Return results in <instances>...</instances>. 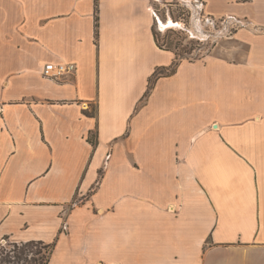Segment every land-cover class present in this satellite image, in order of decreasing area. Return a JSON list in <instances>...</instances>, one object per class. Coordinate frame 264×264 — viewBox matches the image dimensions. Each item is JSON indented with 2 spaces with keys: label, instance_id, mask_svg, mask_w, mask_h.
I'll use <instances>...</instances> for the list:
<instances>
[{
  "label": "crops",
  "instance_id": "obj_1",
  "mask_svg": "<svg viewBox=\"0 0 264 264\" xmlns=\"http://www.w3.org/2000/svg\"><path fill=\"white\" fill-rule=\"evenodd\" d=\"M154 1L0 0V249L264 264V0H197L246 51L172 74ZM51 63L76 71L49 79Z\"/></svg>",
  "mask_w": 264,
  "mask_h": 264
},
{
  "label": "rangeland",
  "instance_id": "obj_2",
  "mask_svg": "<svg viewBox=\"0 0 264 264\" xmlns=\"http://www.w3.org/2000/svg\"><path fill=\"white\" fill-rule=\"evenodd\" d=\"M154 13L159 45L172 48L181 59L196 60L208 55L237 59L246 51L234 40L239 23L234 19L210 18L197 0H175L172 4L154 1Z\"/></svg>",
  "mask_w": 264,
  "mask_h": 264
},
{
  "label": "trees",
  "instance_id": "obj_3",
  "mask_svg": "<svg viewBox=\"0 0 264 264\" xmlns=\"http://www.w3.org/2000/svg\"><path fill=\"white\" fill-rule=\"evenodd\" d=\"M154 36L156 43L160 48L174 51L172 48H163L159 45V39L155 30ZM175 54L178 61H176L173 67L169 69L168 74H172L174 72L175 67H177L178 62L181 59L179 58L180 56L178 57L176 52ZM158 74H156V77ZM92 142L94 143L93 140ZM53 248V244H45L41 241L10 243L9 247H2L0 249V264H49Z\"/></svg>",
  "mask_w": 264,
  "mask_h": 264
},
{
  "label": "built area",
  "instance_id": "obj_4",
  "mask_svg": "<svg viewBox=\"0 0 264 264\" xmlns=\"http://www.w3.org/2000/svg\"><path fill=\"white\" fill-rule=\"evenodd\" d=\"M76 71V66L74 64L68 65H55L47 64L44 68V76L49 79H57L67 75H72Z\"/></svg>",
  "mask_w": 264,
  "mask_h": 264
}]
</instances>
